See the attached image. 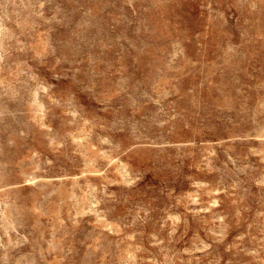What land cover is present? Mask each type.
I'll return each instance as SVG.
<instances>
[{
	"label": "rangeland",
	"instance_id": "rangeland-1",
	"mask_svg": "<svg viewBox=\"0 0 264 264\" xmlns=\"http://www.w3.org/2000/svg\"><path fill=\"white\" fill-rule=\"evenodd\" d=\"M0 264H264V0H0Z\"/></svg>",
	"mask_w": 264,
	"mask_h": 264
}]
</instances>
